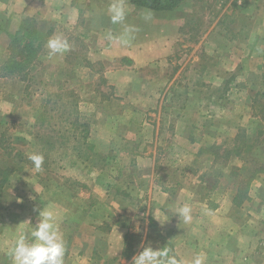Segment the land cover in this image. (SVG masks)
I'll return each mask as SVG.
<instances>
[{"label":"rangeland","instance_id":"374dc122","mask_svg":"<svg viewBox=\"0 0 264 264\" xmlns=\"http://www.w3.org/2000/svg\"><path fill=\"white\" fill-rule=\"evenodd\" d=\"M262 2L184 0L161 18L137 20L136 33H159L162 24L169 37L179 25L169 55V92L149 110L132 107L131 92L110 83L100 62L83 65L86 41L60 28L70 50L50 57L45 36L39 49L31 38L10 49L12 34L0 62V166L11 169L0 187V264H14L10 249L43 207L57 214L64 264L83 256L73 248L116 264L106 252L115 223L132 222L125 248L138 245L150 219L141 199L155 185L166 184L188 203L193 195L195 207L212 209L231 197L244 215L251 196L263 209L264 184L258 187L254 179L264 182V73L256 67L264 56L253 55L258 44L252 38ZM25 19L24 27H31L33 18ZM128 26L121 23V35ZM25 41L29 48L21 49ZM246 54L247 62L241 59ZM11 62L16 65L6 67ZM225 66L230 86L208 81L212 68ZM243 83L252 86H238ZM239 87L251 89L252 108ZM196 89L200 109L191 107ZM34 152L45 158L39 172L28 159ZM136 154L153 158L144 156L137 165Z\"/></svg>","mask_w":264,"mask_h":264},{"label":"crops","instance_id":"0c3cea01","mask_svg":"<svg viewBox=\"0 0 264 264\" xmlns=\"http://www.w3.org/2000/svg\"><path fill=\"white\" fill-rule=\"evenodd\" d=\"M111 3L113 0H0V62L5 57L11 35L19 28L24 18L32 17L37 31L45 34L47 41L58 35L60 28L68 32L66 36L70 35L72 38L74 35L75 38L86 41L90 51L87 49L85 56L87 63L83 65L100 62L110 83L123 87V92H131L132 107L144 110L160 107L161 94L169 92V84L172 82L169 81L168 75L169 55L179 39V25L174 27L175 33L170 37L166 30L167 26L160 24L159 33L135 32L131 43L122 45L115 39L121 36L119 32L121 23L111 22L109 13ZM124 4L127 9L124 21L131 23L135 28V22L139 19L140 23L149 22L152 17L161 18V14L167 13L163 10L155 11L136 6L131 0H124ZM255 10L257 11L253 21L255 34L252 38L258 44V48L253 55L258 58V55L264 56V2ZM148 13H151V18L145 19ZM108 33H112L114 39L109 40ZM247 57L248 54L246 57L243 56L242 61H246ZM260 59L262 62L256 67L264 73V58ZM115 60H118V63ZM229 69L231 68L226 66L218 71L212 68L208 81L216 79L220 80L223 86L226 84L230 86ZM238 86L252 85L243 83ZM237 90L244 92L243 101L245 106L247 104V109L248 104L249 108H252L251 96L247 95L251 93V89L239 87ZM191 92L190 98L193 101L191 107L200 109L197 95L201 92L197 89ZM194 94L196 96H193ZM135 156H140L137 165L140 161L144 163V156H147V160L153 158L148 154ZM152 164L153 160L150 162L151 166ZM254 181L258 187L264 184L262 179ZM167 187L166 184L155 185L153 190L149 189L151 195L148 199H141V202L148 203L150 219L149 221L147 219L141 241L132 250L125 248V239L132 231L133 223L119 222L113 226L110 224L112 227L107 243L111 244L106 252L112 255V259L117 258L116 264H132L133 256L148 244L154 248H169L171 250L169 254L175 255L183 264H196L197 259H200V264H264L262 212L264 208L259 207L261 204L258 198L249 197L246 204L250 205L251 211L242 215L236 212L231 197H225L222 202H217L212 209L207 204H203L205 208L195 207L199 201L195 200L193 195L187 199L193 203H188L184 197L175 196ZM180 191L182 190L178 193ZM184 204L189 205L192 210V219L187 224L182 218L179 219L178 215L173 214L177 207ZM135 206L139 207L136 204ZM157 219L161 222L167 221L161 225ZM235 221H239V224L235 225ZM77 251H82L83 256L70 264H104L101 261H93L83 248L71 249L72 253Z\"/></svg>","mask_w":264,"mask_h":264},{"label":"clouds","instance_id":"9594fccd","mask_svg":"<svg viewBox=\"0 0 264 264\" xmlns=\"http://www.w3.org/2000/svg\"><path fill=\"white\" fill-rule=\"evenodd\" d=\"M109 13L113 24L122 23L127 15L124 0H113ZM150 18L151 13H148L145 19ZM136 31L134 26L125 27L123 34L115 39H118L122 45H129ZM107 38L114 39L112 33H108ZM70 47L68 40L61 35H54L47 41L50 57L67 52ZM28 159L37 172L42 170L45 159L43 154L34 152L28 154ZM191 211V207L184 204L177 207L173 214L178 215L179 219L182 218L187 224L192 219ZM157 220L161 225L167 221ZM170 251L167 247L154 248L148 244L133 256L132 264H183V261L178 260L175 255H170ZM65 252L66 243L60 231L57 214L52 208L43 207L38 210V222L18 235L9 255L14 264H64ZM196 264H200V259H197Z\"/></svg>","mask_w":264,"mask_h":264},{"label":"trees","instance_id":"16d2710c","mask_svg":"<svg viewBox=\"0 0 264 264\" xmlns=\"http://www.w3.org/2000/svg\"><path fill=\"white\" fill-rule=\"evenodd\" d=\"M184 0H131V2L139 7H145L151 10L160 11V10H169L176 6H178ZM29 20L25 19L23 21L17 31L14 33L13 37L10 41V49H12V45L17 43H21L24 41V38H31L32 41H37L36 48L39 49L40 45H42V40L45 34L40 33L37 31L35 26V21L32 19L31 27L27 26L24 27V23H27ZM28 42L25 41L24 44L21 46V49L29 48ZM13 65H16L15 62H11V65H7L6 67L11 68ZM11 169L7 166H0V187L1 185L7 180L8 174H10Z\"/></svg>","mask_w":264,"mask_h":264}]
</instances>
